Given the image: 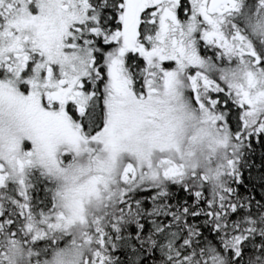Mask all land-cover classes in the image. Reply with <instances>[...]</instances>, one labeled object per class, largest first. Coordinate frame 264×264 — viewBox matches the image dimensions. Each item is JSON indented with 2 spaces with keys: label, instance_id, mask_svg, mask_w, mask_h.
<instances>
[{
  "label": "snow or ice",
  "instance_id": "6c2138e0",
  "mask_svg": "<svg viewBox=\"0 0 264 264\" xmlns=\"http://www.w3.org/2000/svg\"><path fill=\"white\" fill-rule=\"evenodd\" d=\"M0 264H264V0H0Z\"/></svg>",
  "mask_w": 264,
  "mask_h": 264
}]
</instances>
